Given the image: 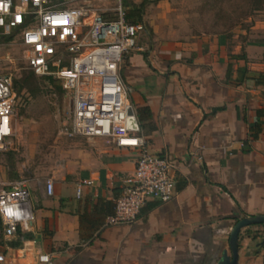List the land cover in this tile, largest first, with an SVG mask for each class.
Segmentation results:
<instances>
[{
    "label": "crops",
    "instance_id": "1",
    "mask_svg": "<svg viewBox=\"0 0 264 264\" xmlns=\"http://www.w3.org/2000/svg\"><path fill=\"white\" fill-rule=\"evenodd\" d=\"M171 10L164 0L141 7L144 50L118 66L145 148L173 166L171 198L149 196L132 223L105 224L137 152L69 137L65 157L27 183L29 230L5 238L0 229L6 264L40 252L53 264H217L233 223L264 214V21L185 32ZM237 264H264V224L240 229Z\"/></svg>",
    "mask_w": 264,
    "mask_h": 264
},
{
    "label": "built area",
    "instance_id": "2",
    "mask_svg": "<svg viewBox=\"0 0 264 264\" xmlns=\"http://www.w3.org/2000/svg\"><path fill=\"white\" fill-rule=\"evenodd\" d=\"M113 10V17L105 18L77 0H0V35H15L26 67L35 76L57 80L69 97L67 126L60 133L86 140L104 138L137 152L133 171L123 178L113 212L105 218L107 225L132 223L147 197L168 201L173 185L172 164L164 155L147 151L132 108L127 114L131 106L118 77L122 56L144 50L139 37L146 34V27L143 21L127 20L120 2ZM15 98L10 75L0 72V153L13 149ZM90 183L80 180L75 196ZM51 186L45 179L47 195ZM33 220L27 180L0 182L2 236L9 238L17 229L28 231ZM0 264H6L1 252ZM28 264L53 262L48 253L40 252Z\"/></svg>",
    "mask_w": 264,
    "mask_h": 264
},
{
    "label": "rangeland",
    "instance_id": "3",
    "mask_svg": "<svg viewBox=\"0 0 264 264\" xmlns=\"http://www.w3.org/2000/svg\"><path fill=\"white\" fill-rule=\"evenodd\" d=\"M105 18L113 17L118 2L125 0H77ZM158 0H146L155 3ZM171 8L178 26L185 32H221L234 28L248 30L264 21V8L257 0H164ZM128 7L133 4L126 0ZM126 11V10H125ZM0 72L11 77L16 92L14 106L13 149L0 153V182L25 178L27 183L44 177L53 165L63 159L69 137L60 133L67 126L69 97L58 83H47L25 65L22 46L15 35L0 38Z\"/></svg>",
    "mask_w": 264,
    "mask_h": 264
},
{
    "label": "water",
    "instance_id": "4",
    "mask_svg": "<svg viewBox=\"0 0 264 264\" xmlns=\"http://www.w3.org/2000/svg\"><path fill=\"white\" fill-rule=\"evenodd\" d=\"M131 107L127 108V114H131ZM253 224H264V214L243 215L237 219L231 226L228 237L227 245L228 251L224 250L218 260L217 264H237L238 262V233L241 228ZM262 244V241L259 243Z\"/></svg>",
    "mask_w": 264,
    "mask_h": 264
},
{
    "label": "trees",
    "instance_id": "5",
    "mask_svg": "<svg viewBox=\"0 0 264 264\" xmlns=\"http://www.w3.org/2000/svg\"><path fill=\"white\" fill-rule=\"evenodd\" d=\"M146 2V0H142L139 5H132L131 7H128V9H126L125 11V17L127 20H129L130 22H137V21H141V7L143 5V3ZM124 6H127L125 4V1H123ZM258 6V7H257ZM256 7L257 8H264V0H257L256 1ZM4 38V39H8L9 36H1L0 38ZM42 80L46 81L47 83H54V81H56L58 83V87L60 88L59 82L55 79H53L50 76H41L40 77ZM20 89V85L17 86V88H15V93L18 92ZM61 89V88H60ZM0 229H1V225H0ZM17 233V231L15 232Z\"/></svg>",
    "mask_w": 264,
    "mask_h": 264
}]
</instances>
